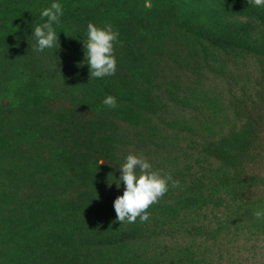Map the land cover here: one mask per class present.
<instances>
[{
    "label": "trees",
    "instance_id": "16d2710c",
    "mask_svg": "<svg viewBox=\"0 0 264 264\" xmlns=\"http://www.w3.org/2000/svg\"><path fill=\"white\" fill-rule=\"evenodd\" d=\"M38 1L0 0V47L21 35ZM147 2L53 26L81 71L70 104L46 105L51 94L30 76L20 83L32 107L0 106V264H264V217L255 216L264 212V49L254 48L264 7ZM90 22L119 32L114 55L125 73L90 77ZM109 95L115 109L103 104ZM129 154L172 180L148 221L120 224L114 201L125 185L116 183ZM87 176L76 195L60 190ZM23 185L36 193L20 205Z\"/></svg>",
    "mask_w": 264,
    "mask_h": 264
},
{
    "label": "rangeland",
    "instance_id": "374dc122",
    "mask_svg": "<svg viewBox=\"0 0 264 264\" xmlns=\"http://www.w3.org/2000/svg\"><path fill=\"white\" fill-rule=\"evenodd\" d=\"M60 3L63 6V15L60 22H79L83 19L91 18L94 13L100 12L103 9H118L125 8L132 11L137 7L136 0H41L32 2L30 10L26 16L20 21L18 26L24 25L23 31L19 32L21 35L8 39L5 46L0 47V106L9 105L10 112L15 114L24 113L32 107L34 100L27 99L22 94L23 85L22 80L28 79L30 76L41 78V84L46 88L47 92L51 94V98L45 103L46 105L57 104L64 107L65 103L70 104L73 101V92L77 90L76 79L81 74V71L71 63L64 52L54 47L52 49H45L43 52L35 51L36 39L33 35L34 27L46 22L47 18H41V12L44 8L50 7L52 3ZM157 16L162 18H169V13L156 12ZM239 20V19H238ZM234 21H237L235 19ZM230 27V24H228ZM231 28V27H230ZM18 34V33H17ZM251 42L256 43V34L251 35ZM256 50L264 49V40L254 44ZM117 49L114 48V53ZM125 57L123 60H126ZM128 65L117 60V71L125 73L123 67ZM126 70V69H125ZM127 71V70H126ZM17 96V97H16ZM19 96V98H18ZM78 109L85 106L83 102L77 101ZM69 108V106L67 107ZM62 109V108H61ZM65 109L60 113L63 114ZM76 112V110H75ZM8 115V112H6ZM11 115V113H9ZM40 154L46 153L47 149L40 147ZM71 175V173L69 174ZM68 176V175H67ZM2 177H0V180ZM70 182V177L66 179ZM75 181V180H74ZM78 183L64 184L60 190L65 193H73L76 195V190L79 188L88 187L91 179L86 178L77 181ZM37 188L43 186L41 182H37ZM17 197L13 199L18 204H27L34 195L33 186L23 185ZM39 190V189H38ZM73 190V192H72ZM84 194L87 191H83ZM36 193V192H34ZM40 191L37 192V194ZM70 193V194H71ZM35 197V196H33ZM84 198V197H83Z\"/></svg>",
    "mask_w": 264,
    "mask_h": 264
},
{
    "label": "clouds",
    "instance_id": "9594fccd",
    "mask_svg": "<svg viewBox=\"0 0 264 264\" xmlns=\"http://www.w3.org/2000/svg\"><path fill=\"white\" fill-rule=\"evenodd\" d=\"M248 3L256 7H264V0H248ZM144 7H151L150 0L145 3ZM62 15L63 6L60 3L54 2L50 7L42 10L41 18L47 19L43 24L34 27L35 51L43 52L45 49L54 47H58L59 50V37L53 26L60 23ZM118 36L119 32H114L111 24H107L103 28L97 27L91 22L87 25V39L83 42L85 46L84 62L89 66L90 77L104 78L116 73L117 60L114 55V44L117 42ZM103 104L110 109H115L117 100L109 95L105 97ZM104 162L105 160H100L99 165ZM120 172L121 176L116 186L119 188L120 182H123L125 189L123 194L114 201L117 221L120 224L125 221L135 223L138 217L142 223L148 221L147 210L168 191V182L172 180L171 175L161 176L159 172L152 170V165L146 159L134 154L127 155L125 163L120 167ZM172 186L179 187V181H173ZM255 216L260 219L264 217V212L257 211Z\"/></svg>",
    "mask_w": 264,
    "mask_h": 264
}]
</instances>
